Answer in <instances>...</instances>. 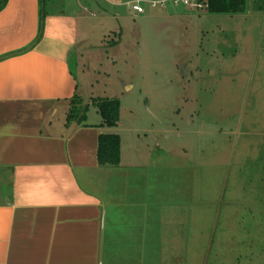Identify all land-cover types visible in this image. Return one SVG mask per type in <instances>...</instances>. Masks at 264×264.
Listing matches in <instances>:
<instances>
[{
    "label": "rangeland",
    "instance_id": "1",
    "mask_svg": "<svg viewBox=\"0 0 264 264\" xmlns=\"http://www.w3.org/2000/svg\"><path fill=\"white\" fill-rule=\"evenodd\" d=\"M146 1L40 0V35L53 8L78 19L79 92L61 121L100 123L98 103L119 100L112 133L140 167L112 180L127 193L147 167L168 180L161 192L190 213L192 264H264V0L231 15Z\"/></svg>",
    "mask_w": 264,
    "mask_h": 264
},
{
    "label": "crops",
    "instance_id": "2",
    "mask_svg": "<svg viewBox=\"0 0 264 264\" xmlns=\"http://www.w3.org/2000/svg\"><path fill=\"white\" fill-rule=\"evenodd\" d=\"M54 10L41 35L40 0L0 11V264H192L190 213L173 209L168 180L147 167L133 196L112 180L140 167L124 163L121 136L120 164L100 165V135L119 124L61 121L80 39L77 16Z\"/></svg>",
    "mask_w": 264,
    "mask_h": 264
},
{
    "label": "trees",
    "instance_id": "3",
    "mask_svg": "<svg viewBox=\"0 0 264 264\" xmlns=\"http://www.w3.org/2000/svg\"><path fill=\"white\" fill-rule=\"evenodd\" d=\"M7 0H0V11ZM46 1V0H43ZM207 11L212 14H241L246 11L247 0H206ZM102 127L116 128L120 122L119 100H103L97 105ZM77 123L85 122L86 115H73ZM121 157V138L118 134H101L99 140V162L101 166H118Z\"/></svg>",
    "mask_w": 264,
    "mask_h": 264
},
{
    "label": "built area",
    "instance_id": "4",
    "mask_svg": "<svg viewBox=\"0 0 264 264\" xmlns=\"http://www.w3.org/2000/svg\"><path fill=\"white\" fill-rule=\"evenodd\" d=\"M152 8L161 7L162 9L167 8L170 4L173 6H185L190 9L206 10L208 5L206 0H160V1H146ZM132 10L137 14H143L144 8L140 5V1L133 3Z\"/></svg>",
    "mask_w": 264,
    "mask_h": 264
}]
</instances>
